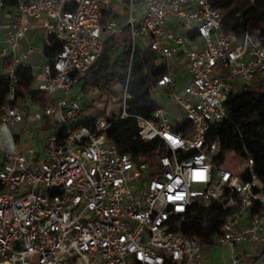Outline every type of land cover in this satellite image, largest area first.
<instances>
[{"label": "built area", "instance_id": "2783aa9c", "mask_svg": "<svg viewBox=\"0 0 264 264\" xmlns=\"http://www.w3.org/2000/svg\"><path fill=\"white\" fill-rule=\"evenodd\" d=\"M127 1L121 27L109 16L114 0H0V58L12 61L0 75L9 83L0 104V264H201L209 248L225 246L229 264H264V181L249 151L235 160L237 171L226 166L223 142L212 132L228 118L232 91L264 81V23L241 33L226 29L213 0ZM35 19L43 20L50 58L36 88L63 95L30 111L20 103L19 79L31 68L32 49L20 58L19 40ZM125 27L131 54L121 114L77 123L85 106L69 91ZM139 40L165 67L151 86L167 88L183 116L172 119L164 106L151 118L131 112L128 82ZM174 63L189 70L181 89ZM27 119L49 129L45 159L16 140L22 135L13 129ZM130 121L143 141L161 146L146 157L121 151L108 129ZM212 202L224 218L211 241L180 230L197 205Z\"/></svg>", "mask_w": 264, "mask_h": 264}, {"label": "trees", "instance_id": "16d2710c", "mask_svg": "<svg viewBox=\"0 0 264 264\" xmlns=\"http://www.w3.org/2000/svg\"><path fill=\"white\" fill-rule=\"evenodd\" d=\"M249 8L241 13L237 23L232 27H225L241 33L248 24L260 26L264 23V0H248ZM236 0H213L215 6L231 8ZM111 15V14H110ZM128 32V27L124 28ZM114 36L106 40L104 51L100 58L89 70L83 80L82 90L89 87H100L101 89L120 76V62L125 66L126 80L128 67L130 66L129 57L130 47L121 51H112ZM158 56L149 48L140 51L135 49L131 63L129 75L128 91L131 112L146 118H151L154 110L159 104L151 95V84L155 76L164 72L165 67L157 64ZM11 59L4 60V69L9 68ZM35 77L31 68H23L20 71V91L22 99L28 97L35 102L43 101V95L33 88ZM257 83V86L255 85ZM255 85L254 87H252ZM9 83L4 79L0 80V104L8 90ZM228 118L216 124L212 132L218 135L223 142L222 161L229 168L237 171L238 164L235 162L243 153L249 151L255 160V171L264 181V81L256 80L252 84H247L232 91L227 99ZM85 106V105H84ZM92 122V121H88ZM125 122H122L124 124ZM113 123L108 129L109 137L116 142L121 151H131L138 157H146L161 146V142L143 141L138 134V127L135 122L130 121L124 125ZM18 138V137H17ZM229 155H232L230 157ZM247 178V176H245ZM224 214L216 202L209 206L197 205L190 219L181 224L180 230L188 235L199 238L203 242L211 241L219 232ZM169 264V263H166Z\"/></svg>", "mask_w": 264, "mask_h": 264}, {"label": "rangeland", "instance_id": "374dc122", "mask_svg": "<svg viewBox=\"0 0 264 264\" xmlns=\"http://www.w3.org/2000/svg\"><path fill=\"white\" fill-rule=\"evenodd\" d=\"M248 0H236L235 4L231 8H222L224 14V26L232 27L237 21L238 17L249 8ZM114 4L118 6L120 9H115L113 16L111 18L117 19L120 23V26L123 27L126 23L128 17V10H123L128 7L127 0H114ZM140 9L137 3L135 4V14L139 13ZM3 14H1L2 16ZM0 16V17H1ZM124 34V33H123ZM113 47L112 51L115 52L117 50L121 51L128 47V36L121 35L118 38L113 39L112 41ZM138 49L140 51H145L148 48V42L145 40H139ZM45 62V59L44 61ZM130 62V61H129ZM157 64L161 65V60L158 59L156 61ZM4 59L0 58V75L4 73L3 68ZM119 69L121 70L120 76L115 78L110 85L101 89L100 87H89L86 88L85 92L82 90L83 81L79 82L75 86L71 88L68 94L69 99H77L81 101L85 105V111L79 116L77 119V123H86L88 121L94 120H107L118 117L122 111V99L123 93L126 87V80H124L123 76L125 75V64L124 62H120ZM130 67V66H129ZM128 67V72H129ZM172 73L182 71V67H180L177 63L172 65ZM37 70V69H36ZM179 70V71H178ZM128 74V73H127ZM127 78V77H126ZM180 85L184 83V79H180ZM257 86V83H255ZM253 85L252 87H254ZM36 86V83H35ZM63 95L62 92H58L55 95H49L43 93V101L41 102H28L26 99L23 104H27V108L30 111L40 110L43 108L46 102H48L52 97H57ZM151 95L154 100L159 104V106L166 107L170 113L171 118L174 119L176 115L183 116V111L176 107L175 102L169 97V90L167 88H162L159 86L151 87ZM43 122L40 121H27L19 126L17 129H13L14 132H19L24 137V142L32 144L37 153H40V159L46 158V134L49 132V129H42ZM38 131V136L36 134ZM33 139H30L32 138ZM232 157V155H229ZM231 250L228 247H216L209 248L205 254L202 261V264H229L230 261Z\"/></svg>", "mask_w": 264, "mask_h": 264}, {"label": "crops", "instance_id": "0c3cea01", "mask_svg": "<svg viewBox=\"0 0 264 264\" xmlns=\"http://www.w3.org/2000/svg\"><path fill=\"white\" fill-rule=\"evenodd\" d=\"M7 9L8 10H11V8H7ZM115 9L117 10V9H120V8L113 3V10H112V12H110L111 15L109 14L110 17L113 16V14L115 13L114 12ZM123 10H127V8H125ZM140 12H141V9H140ZM1 14H3V15L1 16ZM1 14H0V16H1L0 17V20L3 21V20L6 19V14H5V12L4 13H1ZM42 22H43L42 19H35L33 21L32 25H31L30 29L27 31L26 36L23 39L19 40V57L20 58H23V55L26 53V51H28V49H32V52H31L30 58H29V62H30V65H31V69H32L33 75L35 77V80H34V83H33V88L34 89H37L36 86H35V83L38 80H41L43 78V75H42V67L50 59L48 57V55L45 54V52H44V46H45V31H44V29L42 27ZM123 33L121 35L128 36V32H125L124 29H123ZM0 35H2V34H0ZM44 59H45V62H43ZM181 67H182L181 68L182 71H180V72H176L175 71V73L173 74L175 80L177 81V84H178V88L179 89H181L186 84V82L189 80V77H190L189 70H188L187 66L182 65ZM3 68H4V63H3ZM182 78L184 79V83L182 85H180L179 82H180V79H182ZM41 94L43 95V93H41ZM52 98H54V97H52ZM24 100L25 99H22L21 98L20 99V103L23 104L24 103ZM26 101H28V102H35V101L31 100L30 97H28L26 99ZM48 102H46L45 104H47ZM35 103H37V102H35ZM23 105H25L27 107V104H23ZM178 109H180V108H178ZM169 113H170V111H169ZM183 114H184V112H183ZM170 116H171V113H170ZM178 116L179 115H176L175 117H178ZM27 121H29V119H27L26 122ZM2 139H3V147L9 146V142L7 140V134L5 132L2 133ZM16 140L18 141V143L21 146V148H24L27 145V143L24 142V137L23 136L22 137H19L18 136V138L16 137ZM0 157H1V152H0ZM202 261H203V259H202Z\"/></svg>", "mask_w": 264, "mask_h": 264}]
</instances>
